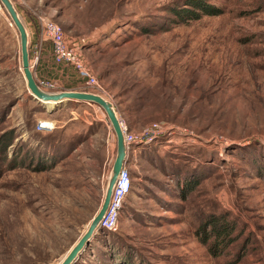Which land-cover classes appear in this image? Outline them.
<instances>
[{
	"label": "rangeland",
	"instance_id": "obj_1",
	"mask_svg": "<svg viewBox=\"0 0 264 264\" xmlns=\"http://www.w3.org/2000/svg\"><path fill=\"white\" fill-rule=\"evenodd\" d=\"M193 1L12 0L38 85L102 96L131 139L118 223L74 264H264V0ZM45 21L95 84L41 55L53 53ZM116 156L100 107L31 96L0 3V264H59L98 213ZM212 218L235 229L218 249Z\"/></svg>",
	"mask_w": 264,
	"mask_h": 264
},
{
	"label": "water",
	"instance_id": "obj_2",
	"mask_svg": "<svg viewBox=\"0 0 264 264\" xmlns=\"http://www.w3.org/2000/svg\"><path fill=\"white\" fill-rule=\"evenodd\" d=\"M0 3L4 7L12 25L15 26L19 35L21 50V70L31 96L36 101H39L41 103L61 104L65 102L75 101L95 104L106 113L117 137V156L112 167L111 176L105 191V196L102 205L96 216L93 218L85 234L70 250L66 257L59 263L74 264L82 253V251L89 245L90 241L99 229L109 209L113 190L117 183L119 174L123 169L124 165L127 163L128 147L125 139V133L123 131L121 122L118 118L117 111L115 110L114 105L102 96L88 92L76 91L48 92L38 85L30 62L29 33L27 27L23 22L22 18L20 17L19 12L16 9L12 0H0Z\"/></svg>",
	"mask_w": 264,
	"mask_h": 264
},
{
	"label": "built area",
	"instance_id": "obj_3",
	"mask_svg": "<svg viewBox=\"0 0 264 264\" xmlns=\"http://www.w3.org/2000/svg\"><path fill=\"white\" fill-rule=\"evenodd\" d=\"M42 31L44 35L52 42L54 62L56 64L73 65L79 70L81 77L86 78L90 83L95 84V79L89 75L88 71H86L83 66V59L80 49L66 39L62 28L56 23L45 21L42 26ZM121 125L125 133L126 143L128 146H130L131 139L126 136V128L124 125L122 123ZM41 128L47 127L42 126ZM132 188V174L129 167L125 164L114 187L109 209L100 226L106 229H112L116 227L118 223L119 212L123 207L125 199L132 192Z\"/></svg>",
	"mask_w": 264,
	"mask_h": 264
},
{
	"label": "trees",
	"instance_id": "obj_4",
	"mask_svg": "<svg viewBox=\"0 0 264 264\" xmlns=\"http://www.w3.org/2000/svg\"><path fill=\"white\" fill-rule=\"evenodd\" d=\"M195 2V6L198 8H204V4L202 0H194L193 3ZM189 12V11H188ZM193 17L191 19H198L199 16L195 12H190ZM189 15V16H190ZM54 59V58H53ZM55 63V62H54ZM56 64V63H55ZM58 66H69L66 64H56ZM41 60L39 61L38 68L42 67ZM37 68V70H38ZM223 218H212L210 219L209 224L212 225V236L215 237V242H214V248L218 249L219 244H225L227 240L230 239L231 235L234 232V226L230 224V222H227L226 220H221ZM216 246V247H215ZM216 254V253H215Z\"/></svg>",
	"mask_w": 264,
	"mask_h": 264
},
{
	"label": "crops",
	"instance_id": "obj_5",
	"mask_svg": "<svg viewBox=\"0 0 264 264\" xmlns=\"http://www.w3.org/2000/svg\"><path fill=\"white\" fill-rule=\"evenodd\" d=\"M42 50H43V49H40V51H42ZM48 54H49V56H52V60H53V62H54L52 49H46V50H43L41 55H42L43 57H48ZM42 64L45 65L43 62H42Z\"/></svg>",
	"mask_w": 264,
	"mask_h": 264
},
{
	"label": "bare ground",
	"instance_id": "obj_6",
	"mask_svg": "<svg viewBox=\"0 0 264 264\" xmlns=\"http://www.w3.org/2000/svg\"><path fill=\"white\" fill-rule=\"evenodd\" d=\"M15 27V26H14ZM44 104H49V103H44ZM51 104H54V103H51ZM48 128V127H47ZM50 129V128H49Z\"/></svg>",
	"mask_w": 264,
	"mask_h": 264
}]
</instances>
